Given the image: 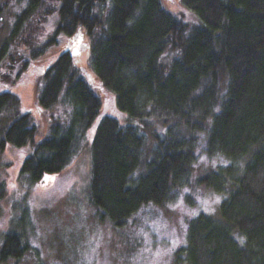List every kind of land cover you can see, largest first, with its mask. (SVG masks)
<instances>
[{
	"label": "trees",
	"instance_id": "trees-1",
	"mask_svg": "<svg viewBox=\"0 0 264 264\" xmlns=\"http://www.w3.org/2000/svg\"><path fill=\"white\" fill-rule=\"evenodd\" d=\"M13 1L26 5L0 46V65L17 51L25 70L59 46V34L83 27L95 72L116 93L118 107L140 121L122 127L105 117L97 129L90 201L102 219L121 227L143 207L168 203L193 170L205 133L207 153L230 161L199 178L223 195L220 219H192L178 256L187 264H264V0H181L197 25L163 0H5L0 13ZM53 15L56 33L43 40ZM2 23L0 15V32ZM43 79L40 105L51 109L64 91L62 102L72 110L71 120L57 119L42 141L31 114L21 113L19 96L0 94V118L13 112L0 148L33 145L21 173L34 182L67 166L102 106L68 51ZM27 251L19 234L8 233L0 261Z\"/></svg>",
	"mask_w": 264,
	"mask_h": 264
},
{
	"label": "rangeland",
	"instance_id": "rangeland-1",
	"mask_svg": "<svg viewBox=\"0 0 264 264\" xmlns=\"http://www.w3.org/2000/svg\"><path fill=\"white\" fill-rule=\"evenodd\" d=\"M5 0H0L3 3ZM164 6L189 25H197L198 16L185 8L181 0H163ZM26 2H10L0 13L3 29L0 46L9 35L16 15ZM56 15L38 29L47 40L56 33ZM40 33V31H39ZM59 46L22 69L18 52L6 57L0 65V94L19 96L21 113L33 117L38 132L36 141L50 133L53 122L71 120L72 107L62 102L51 109L43 108L39 95L44 87L43 75L63 52H70L81 76L100 97L101 109L91 126L78 138L67 166L49 182H34L21 173L25 158L33 145L0 148V250L6 234L15 232L28 247L21 259H8L0 264H187L178 256L186 247L190 221L200 214L220 219L223 195L199 183L210 167L230 163L219 153L210 155L206 135L198 141V158L193 170L173 191L163 206L147 205L119 227L102 219L103 210L90 201L93 140L105 117L115 118L122 127L138 125L117 104L115 92L105 86L91 60L90 39L83 27L73 35L59 34ZM22 50V49H21ZM69 115V116H68ZM13 112L0 118V141ZM67 118V119H66Z\"/></svg>",
	"mask_w": 264,
	"mask_h": 264
},
{
	"label": "water",
	"instance_id": "water-1",
	"mask_svg": "<svg viewBox=\"0 0 264 264\" xmlns=\"http://www.w3.org/2000/svg\"><path fill=\"white\" fill-rule=\"evenodd\" d=\"M52 179V176H46L44 177L45 182H49Z\"/></svg>",
	"mask_w": 264,
	"mask_h": 264
}]
</instances>
